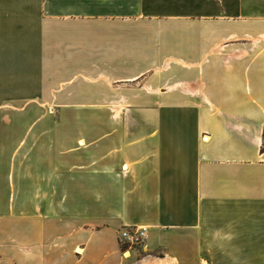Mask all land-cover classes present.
<instances>
[{
    "label": "crops",
    "instance_id": "crops-1",
    "mask_svg": "<svg viewBox=\"0 0 264 264\" xmlns=\"http://www.w3.org/2000/svg\"><path fill=\"white\" fill-rule=\"evenodd\" d=\"M0 264H264V0H0Z\"/></svg>",
    "mask_w": 264,
    "mask_h": 264
},
{
    "label": "built area",
    "instance_id": "built-area-1",
    "mask_svg": "<svg viewBox=\"0 0 264 264\" xmlns=\"http://www.w3.org/2000/svg\"><path fill=\"white\" fill-rule=\"evenodd\" d=\"M147 239L146 231L144 229L124 228L119 233V241L121 247L129 246V248L143 247Z\"/></svg>",
    "mask_w": 264,
    "mask_h": 264
},
{
    "label": "rangeland",
    "instance_id": "rangeland-1",
    "mask_svg": "<svg viewBox=\"0 0 264 264\" xmlns=\"http://www.w3.org/2000/svg\"><path fill=\"white\" fill-rule=\"evenodd\" d=\"M84 110L88 111L91 114L92 113H95L96 114V113H98L99 108L98 107H84ZM118 238H119V236H118ZM126 248H127L126 253H128V251L130 250V248H129V246H126Z\"/></svg>",
    "mask_w": 264,
    "mask_h": 264
},
{
    "label": "trees",
    "instance_id": "trees-1",
    "mask_svg": "<svg viewBox=\"0 0 264 264\" xmlns=\"http://www.w3.org/2000/svg\"><path fill=\"white\" fill-rule=\"evenodd\" d=\"M122 250H123L124 252H126V251H127V248H126V247H122Z\"/></svg>",
    "mask_w": 264,
    "mask_h": 264
},
{
    "label": "bare ground",
    "instance_id": "bare-ground-1",
    "mask_svg": "<svg viewBox=\"0 0 264 264\" xmlns=\"http://www.w3.org/2000/svg\"><path fill=\"white\" fill-rule=\"evenodd\" d=\"M125 256H126V257H129V256H130V254H128V253H127Z\"/></svg>",
    "mask_w": 264,
    "mask_h": 264
}]
</instances>
